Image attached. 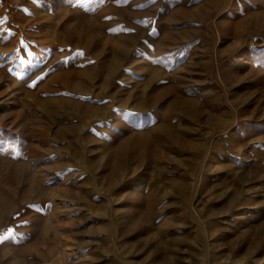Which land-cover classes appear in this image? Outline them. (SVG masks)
<instances>
[{
  "label": "rangeland",
  "instance_id": "374dc122",
  "mask_svg": "<svg viewBox=\"0 0 264 264\" xmlns=\"http://www.w3.org/2000/svg\"><path fill=\"white\" fill-rule=\"evenodd\" d=\"M0 264H264V0H0Z\"/></svg>",
  "mask_w": 264,
  "mask_h": 264
},
{
  "label": "bare ground",
  "instance_id": "6f19581e",
  "mask_svg": "<svg viewBox=\"0 0 264 264\" xmlns=\"http://www.w3.org/2000/svg\"><path fill=\"white\" fill-rule=\"evenodd\" d=\"M21 196V195H20ZM21 215V214H20ZM4 252V251H3ZM3 255H4V253H3ZM10 258V257H9ZM12 258V257H11Z\"/></svg>",
  "mask_w": 264,
  "mask_h": 264
},
{
  "label": "snow or ice",
  "instance_id": "6c2138e0",
  "mask_svg": "<svg viewBox=\"0 0 264 264\" xmlns=\"http://www.w3.org/2000/svg\"><path fill=\"white\" fill-rule=\"evenodd\" d=\"M30 86H32V85H30Z\"/></svg>",
  "mask_w": 264,
  "mask_h": 264
}]
</instances>
